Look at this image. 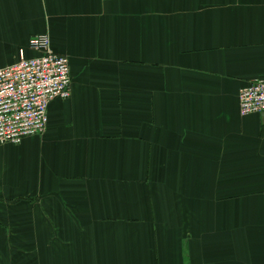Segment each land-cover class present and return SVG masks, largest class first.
<instances>
[{"label": "crops", "instance_id": "obj_1", "mask_svg": "<svg viewBox=\"0 0 264 264\" xmlns=\"http://www.w3.org/2000/svg\"><path fill=\"white\" fill-rule=\"evenodd\" d=\"M40 33L71 96L0 144V264H264V0H0V68Z\"/></svg>", "mask_w": 264, "mask_h": 264}, {"label": "built area", "instance_id": "obj_2", "mask_svg": "<svg viewBox=\"0 0 264 264\" xmlns=\"http://www.w3.org/2000/svg\"><path fill=\"white\" fill-rule=\"evenodd\" d=\"M28 47L33 56L21 48L16 62L0 68V144L42 134L50 102L71 96L69 57L53 49L50 35L32 36ZM239 103L242 115L264 114V78L241 88Z\"/></svg>", "mask_w": 264, "mask_h": 264}]
</instances>
